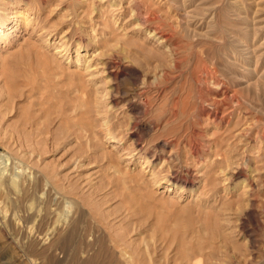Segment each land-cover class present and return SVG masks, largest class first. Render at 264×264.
Listing matches in <instances>:
<instances>
[{
  "label": "rangeland",
  "instance_id": "1",
  "mask_svg": "<svg viewBox=\"0 0 264 264\" xmlns=\"http://www.w3.org/2000/svg\"><path fill=\"white\" fill-rule=\"evenodd\" d=\"M0 20V264H264V0Z\"/></svg>",
  "mask_w": 264,
  "mask_h": 264
},
{
  "label": "bare ground",
  "instance_id": "2",
  "mask_svg": "<svg viewBox=\"0 0 264 264\" xmlns=\"http://www.w3.org/2000/svg\"><path fill=\"white\" fill-rule=\"evenodd\" d=\"M17 13H19V12H17ZM16 13V14H17ZM26 20V19H25ZM24 21V20H23ZM24 26V25H23ZM156 30V29H155ZM8 31V26H6L5 24H4V22L2 21V20H0V40H3V38H4V36H5V34H6V32ZM157 31V30H156ZM156 33V32H155ZM154 34V33H153ZM163 36V35H162ZM10 40V39H9ZM165 40V39H164ZM9 42L10 41H4V44H9ZM169 178V177H168ZM166 183H169V181L168 180H166L165 181ZM174 186H176V185H174ZM186 190V189H185ZM52 201V200H51ZM51 203V202H50ZM49 203H46L45 205H44V207H45V213H47L48 214V206H51V204L50 205H48ZM52 209V208H51ZM54 216V215H53ZM73 218V217H72ZM66 219H68V217L66 218ZM50 220V219H49ZM68 221V220H67ZM50 222V221H49ZM63 222V221H62ZM64 222H66V221H64ZM74 223L73 222H71V223H69V225L65 228V229H63V230H59V228H58V230L57 231H55V233H54V237H60L61 235H62V232L63 231H65V230H67L71 225H73ZM61 225H65V224H61ZM80 225H78L76 228H74L73 230H74V236H79V233H80V227H79ZM65 227V226H64ZM61 228V227H60ZM52 230V229H51ZM53 235V234H52Z\"/></svg>",
  "mask_w": 264,
  "mask_h": 264
}]
</instances>
